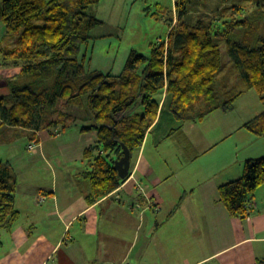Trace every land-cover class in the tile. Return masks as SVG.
I'll return each instance as SVG.
<instances>
[{"label": "trees", "instance_id": "16d2710c", "mask_svg": "<svg viewBox=\"0 0 264 264\" xmlns=\"http://www.w3.org/2000/svg\"><path fill=\"white\" fill-rule=\"evenodd\" d=\"M99 1L0 0V22L6 29L0 40V61L22 69L21 80L11 82L8 94L0 95V126L33 132L47 129L51 135L75 125L81 132L95 131V142L83 151L86 165L81 172L88 181L85 198L90 204L125 181L114 162L122 156L123 145L131 158L142 146L163 92L164 106L157 119L166 111L180 125L200 121L215 109L231 110L249 89L264 105V0H257L248 15L243 14L245 8L231 6L229 18L199 20L191 26L186 16L193 0H173L176 19L166 20V39L151 44L148 56L132 50L117 75L89 71L79 59L81 47L92 39L90 31L101 23L90 13ZM221 41L235 77L219 95ZM70 108L74 110L67 112ZM57 112L59 117L51 118ZM244 127L264 137V109ZM31 137L37 139L34 133ZM263 183L264 155L247 158L238 178L219 184V201L230 216L246 218ZM16 190L14 171L0 159V228L19 216Z\"/></svg>", "mask_w": 264, "mask_h": 264}, {"label": "crops", "instance_id": "0c3cea01", "mask_svg": "<svg viewBox=\"0 0 264 264\" xmlns=\"http://www.w3.org/2000/svg\"><path fill=\"white\" fill-rule=\"evenodd\" d=\"M5 34L0 22V40ZM21 70L0 61V95L8 94L11 82L21 80ZM164 99L165 92L133 162L131 158L130 173L144 193H138L129 179L92 204L85 198L88 181L81 177L86 165L81 161L83 151L96 140L95 131L81 132L75 125L51 135L47 129L33 132L0 126L7 133H24L29 144H36L10 165L13 171L20 170V175L14 171L19 216L0 228V264H256L264 260V183L256 189L253 211L246 218L230 216L218 191L219 184L241 175L245 159L264 155V142L243 153L217 147L243 126L230 131L223 123L221 135L211 136L200 126L211 111L198 125L184 122L173 127L168 112L157 119ZM33 133L37 139L31 140ZM151 135L157 145L174 137L179 161L156 162L146 154ZM60 153L65 160L55 162Z\"/></svg>", "mask_w": 264, "mask_h": 264}, {"label": "rangeland", "instance_id": "374dc122", "mask_svg": "<svg viewBox=\"0 0 264 264\" xmlns=\"http://www.w3.org/2000/svg\"><path fill=\"white\" fill-rule=\"evenodd\" d=\"M256 1L229 0L228 3H223L221 0H193L186 16V22L191 26L199 20H205V22L209 20L222 21L226 17L229 18L228 14L231 6L245 8L243 14L248 15L249 12L254 10ZM173 5V0H100L98 4L91 7L90 13L99 19L101 23L90 31L92 39L88 44L83 45L80 50L79 59L83 61L84 67L89 71L100 70L117 75L123 71L125 61L132 50L148 56L151 44L166 39L168 32L166 20L172 18V21L175 22L176 13ZM257 16L260 17L261 13H257ZM221 44L224 50L222 56L223 69L219 73L221 78L216 81L219 95L227 91L226 79L228 78V82L231 83L235 77L225 42L221 41ZM60 107H58V112L61 110ZM263 109V102L257 92L254 89H249L234 101L233 108L227 113L215 109L207 121L201 124L196 123L197 125L200 124L201 130L205 128L211 136L221 135L223 131L221 125L223 123L228 126L230 131L237 130L242 125L243 127L239 131H234L232 135H228L227 138L218 142L217 147L228 146L231 152L243 153L251 148L256 149V144L264 142V137L253 135L244 127L247 121L258 115ZM62 110H64V107H62ZM71 110L74 109L70 108L67 112ZM58 112L51 114V118H58ZM218 116H224L226 119L223 121L221 120L223 117L219 119ZM165 119L167 118L164 116L161 125ZM174 122L173 127H179L180 123ZM179 137L182 138L179 143H183L182 141L185 138L182 134H179ZM242 138L243 140H241ZM218 139L216 141H219ZM179 143L173 137L165 138L157 145L155 136L151 135L146 145V154H151L156 162L163 160L176 162L180 159L177 157ZM28 144L26 134L21 132L7 133L4 132V128L0 127V159L2 161L11 165L17 162L23 154L28 155ZM63 160H65L64 153H60L54 159L55 162H62ZM133 160L134 157L132 162ZM83 161L85 162L82 157V165H84ZM14 171H16V175L18 173L20 175V170L16 167Z\"/></svg>", "mask_w": 264, "mask_h": 264}, {"label": "water", "instance_id": "95a60500", "mask_svg": "<svg viewBox=\"0 0 264 264\" xmlns=\"http://www.w3.org/2000/svg\"><path fill=\"white\" fill-rule=\"evenodd\" d=\"M123 154L119 159L114 162V168L117 170V174L121 179L127 178L130 173L131 167V153L129 149L123 145Z\"/></svg>", "mask_w": 264, "mask_h": 264}, {"label": "built area", "instance_id": "2783aa9c", "mask_svg": "<svg viewBox=\"0 0 264 264\" xmlns=\"http://www.w3.org/2000/svg\"><path fill=\"white\" fill-rule=\"evenodd\" d=\"M36 146V144L34 143V142H31L30 144H28V149L29 150H32L34 147ZM129 179H131L132 181H133V183H134V186H135V190L138 192V193H140V194H142V193H144L143 192V187L141 186V184H140V182H139V180H138V178L134 175V173L133 172H131L128 176H127V178L125 179V181H128ZM124 181V182H125ZM149 208H152L154 205H153V203L152 202H150V201H148V205H147ZM136 207H140V203H136ZM156 208V207H155Z\"/></svg>", "mask_w": 264, "mask_h": 264}, {"label": "bare ground", "instance_id": "6f19581e", "mask_svg": "<svg viewBox=\"0 0 264 264\" xmlns=\"http://www.w3.org/2000/svg\"><path fill=\"white\" fill-rule=\"evenodd\" d=\"M261 113V112H260ZM125 180V179H124Z\"/></svg>", "mask_w": 264, "mask_h": 264}]
</instances>
